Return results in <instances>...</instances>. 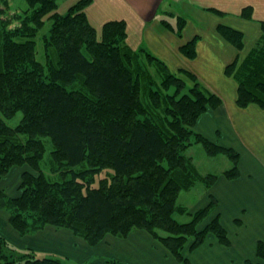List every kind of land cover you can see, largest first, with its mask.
Here are the masks:
<instances>
[{
	"label": "trees",
	"instance_id": "obj_1",
	"mask_svg": "<svg viewBox=\"0 0 264 264\" xmlns=\"http://www.w3.org/2000/svg\"><path fill=\"white\" fill-rule=\"evenodd\" d=\"M25 3L17 26L0 21V179L25 168L16 196L0 191V210L11 228L20 236L63 228L89 246L141 230L179 264H191L183 251L197 250L208 236L228 248L213 196L193 213L177 203L181 192L197 184L209 189L219 177L201 174L183 155L193 144L209 156L224 154L231 167L222 176L239 177L238 153L194 129L221 100L192 73L172 72L146 49L131 48L123 20L104 23L98 33L86 16L92 0H77L64 14L57 12V0ZM242 16L248 19L249 9ZM161 24L180 37L185 19L178 17L175 29ZM216 30L243 48L241 32L222 25ZM261 30L243 61L225 68L237 83L241 109L264 110L263 22ZM197 41L182 45L181 54L194 59ZM17 113L19 122L9 125ZM174 214L190 220L179 222ZM23 252L0 236V264H65ZM255 255L258 262L245 264H264L263 241Z\"/></svg>",
	"mask_w": 264,
	"mask_h": 264
},
{
	"label": "crops",
	"instance_id": "obj_2",
	"mask_svg": "<svg viewBox=\"0 0 264 264\" xmlns=\"http://www.w3.org/2000/svg\"><path fill=\"white\" fill-rule=\"evenodd\" d=\"M67 2L64 0L63 5ZM245 9L250 11L248 19L242 16ZM86 16L98 33L104 23L123 20L126 24V42L131 48L146 49L172 72L186 70L192 73L205 89L221 100L219 107L199 117L194 129L210 141L234 149L239 155V177L228 180L221 174L203 195L205 204L210 195L216 199V212L220 214L231 245L221 247L212 236H208L207 246L215 248V255L202 256L199 264H245L247 260L256 261V244L258 241L264 242V110L256 105L244 109L237 107V83L225 75V68L235 60L238 63L243 61L260 38L261 22L264 23V0H92L86 9ZM178 17L185 19L180 37L161 24L162 20L167 21L175 29ZM219 25L243 34L241 50L219 36L216 30ZM194 37H198L196 56L188 59L181 54L180 48ZM24 169L13 168L1 178L0 191L9 197L14 195L11 183L17 179L19 184ZM8 218V213L0 210V227L6 229L0 235L7 241L12 240L22 247L33 246L37 241L39 243L46 239L51 246L55 245L58 256L63 255L56 246L62 248L65 245L58 238L59 231L45 227L33 235L20 236L11 228ZM108 237L115 239L121 256L133 255L136 264L160 263L159 259L162 264H179L165 254L148 260L139 254L136 248L144 247L142 243L146 246L148 239L153 241L144 231L136 230L121 242L118 238ZM74 239L78 238L71 237L68 241L72 243ZM132 245L136 248H132Z\"/></svg>",
	"mask_w": 264,
	"mask_h": 264
},
{
	"label": "rangeland",
	"instance_id": "obj_3",
	"mask_svg": "<svg viewBox=\"0 0 264 264\" xmlns=\"http://www.w3.org/2000/svg\"><path fill=\"white\" fill-rule=\"evenodd\" d=\"M76 1L68 0L67 4L63 5L64 0H57L58 2L57 12L60 14H64L67 11V9L70 6H72ZM25 8H26L25 0H0V13H1L0 21L3 22L4 20L6 21V23H8L9 28H14L20 23V20L22 18V10H24ZM44 29L45 28H43L42 32H44ZM38 48L39 50H41L40 42H38ZM20 118H21V114L17 113L12 120L8 121V124L14 126L19 122ZM213 143L217 144L216 142ZM46 147H47L46 156H48V152L50 151V145L46 144ZM226 148H230V147H226ZM183 155H185L186 157H191L195 165L197 166L199 172L203 175L205 174L221 175L225 170H228L231 167L230 160L224 154L209 156L206 154V152L203 150L200 144H193L187 147L183 152ZM96 183L97 181L95 182V184ZM18 186L19 184L17 179L13 180L11 183V190L12 192H14V195H11V197H14L18 194ZM205 192H206L205 187L201 184H197L191 190L181 192L177 199V203L186 207L188 209V212L193 213L206 206L205 199L203 198ZM173 217L179 222H188L190 220V217L188 215L174 214ZM46 227H51V226H46ZM52 228L54 229L51 230L59 231L57 232L58 238H60L61 240H63V242H65V245H63L62 248L59 245H56L57 247H59V251L63 254L62 256L57 255L59 252L57 249H55V245L51 246L49 241H47L46 239H43V241H39V243L37 241L36 243L33 244V246L23 245L22 247L19 245V243L16 242L15 244L14 242H12V240L11 242L10 241L8 242L14 245L17 248V251L20 253L23 252V250H27V251L33 250L38 255L39 258L48 257V256L60 258L64 261L65 264H111L110 261L111 262L114 261L119 264H136L135 262L136 260L134 259L135 257H133V255L132 257L129 254H126L125 256H121L119 245L118 246L116 245L117 242L115 241V239L108 237L110 235L106 236L107 239L104 238L103 241L97 244L96 246H89L84 240L74 236L73 233L67 229L55 228V227ZM5 231H6L5 228L0 227V233H5ZM134 232H136V230H133L131 233ZM16 234L18 233L16 232ZM71 237L78 239H74V242L70 243L71 239L68 241V238ZM209 238L201 247H199L197 250L193 252H188L187 250L188 248L186 247V249L183 251L185 256L188 257L190 261L199 264L200 258L202 256L215 255V248L211 246H207V244L209 243L208 242ZM125 239H117V240L121 242ZM25 242L27 244H30V242L28 241ZM149 244H151L150 247ZM71 245H73V247H68ZM142 245H144V247L136 248L135 246H133L132 248L134 249L136 248L135 250L139 254L143 255L147 260L150 259L151 257L157 256L158 254L161 257L162 255L165 254V256H168L169 258L172 259V257L168 254V252L166 250L164 251L162 249V246L154 240L150 241V239H148V244L145 246V244L142 243ZM135 250H130V251L135 252ZM218 253L219 255L222 254L221 252ZM159 262L160 263L154 262L152 264H162V261L160 259ZM253 262H258V259Z\"/></svg>",
	"mask_w": 264,
	"mask_h": 264
}]
</instances>
